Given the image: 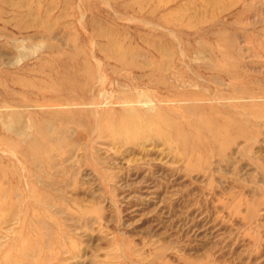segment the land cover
Segmentation results:
<instances>
[{"label": "rangeland", "instance_id": "1", "mask_svg": "<svg viewBox=\"0 0 264 264\" xmlns=\"http://www.w3.org/2000/svg\"><path fill=\"white\" fill-rule=\"evenodd\" d=\"M0 264H264V0H0Z\"/></svg>", "mask_w": 264, "mask_h": 264}]
</instances>
